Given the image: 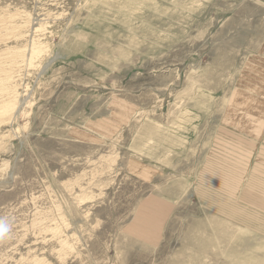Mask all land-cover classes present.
Instances as JSON below:
<instances>
[{
    "label": "rangeland",
    "instance_id": "obj_1",
    "mask_svg": "<svg viewBox=\"0 0 264 264\" xmlns=\"http://www.w3.org/2000/svg\"><path fill=\"white\" fill-rule=\"evenodd\" d=\"M258 64L256 0H0V264H264Z\"/></svg>",
    "mask_w": 264,
    "mask_h": 264
},
{
    "label": "crops",
    "instance_id": "obj_2",
    "mask_svg": "<svg viewBox=\"0 0 264 264\" xmlns=\"http://www.w3.org/2000/svg\"><path fill=\"white\" fill-rule=\"evenodd\" d=\"M258 2H261L264 4V0H256ZM258 68L252 69L254 71L253 76L256 78L254 82H250V86L253 90H257L256 92H251V94H244L243 95V102L244 103H250L251 106L249 109H247L244 112L245 118L249 119L248 121H245V124H243L244 128H246L247 131H256L261 133V172L260 176L262 177L260 182L264 183V171H263V153H264V146H263V138H264V114H262V111L264 110V68L260 64H258ZM248 80V79H246ZM241 99V100H242ZM240 100V101H241ZM257 103V106L255 107V104ZM259 115V116H258ZM254 118H258L257 121L254 120ZM255 146V145H254Z\"/></svg>",
    "mask_w": 264,
    "mask_h": 264
},
{
    "label": "clouds",
    "instance_id": "obj_3",
    "mask_svg": "<svg viewBox=\"0 0 264 264\" xmlns=\"http://www.w3.org/2000/svg\"><path fill=\"white\" fill-rule=\"evenodd\" d=\"M9 232V225L6 219L0 218V238H4Z\"/></svg>",
    "mask_w": 264,
    "mask_h": 264
},
{
    "label": "bare ground",
    "instance_id": "obj_4",
    "mask_svg": "<svg viewBox=\"0 0 264 264\" xmlns=\"http://www.w3.org/2000/svg\"><path fill=\"white\" fill-rule=\"evenodd\" d=\"M13 109V108H12ZM13 111V110H12Z\"/></svg>",
    "mask_w": 264,
    "mask_h": 264
}]
</instances>
